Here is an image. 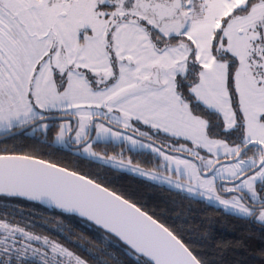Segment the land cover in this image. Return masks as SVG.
I'll use <instances>...</instances> for the list:
<instances>
[{
	"label": "snow or ice",
	"instance_id": "1",
	"mask_svg": "<svg viewBox=\"0 0 264 264\" xmlns=\"http://www.w3.org/2000/svg\"><path fill=\"white\" fill-rule=\"evenodd\" d=\"M26 129L264 225V0H0V134ZM0 198L79 217L134 264H205L180 228L75 159L0 148ZM10 215L0 264H89Z\"/></svg>",
	"mask_w": 264,
	"mask_h": 264
},
{
	"label": "trees",
	"instance_id": "2",
	"mask_svg": "<svg viewBox=\"0 0 264 264\" xmlns=\"http://www.w3.org/2000/svg\"><path fill=\"white\" fill-rule=\"evenodd\" d=\"M0 135V148L7 146L18 154L37 150L48 158L59 159L71 166L74 159L85 171L100 172L112 181V185L129 194L131 198L155 211L169 225L183 231L184 238L190 242L205 264H264V225L252 219L242 218L216 208L203 200L194 199L174 190L155 185L130 174L113 170L106 172L105 165L86 161L73 155L69 149L55 146L54 149L42 148L38 144V134H31V129L14 138ZM51 138V137H50ZM118 149V147L116 148ZM104 145L97 146L103 151ZM111 145L107 146L109 155L113 154ZM127 154V155H126ZM130 154H124L125 159ZM134 164L149 169L153 165L150 156L132 154ZM10 213L13 223L28 225V230L40 236H47L59 241L76 251L89 264H99L107 260L108 264H134L120 251L122 245L115 238L105 237L102 230L75 216H60L57 210L49 209L17 198H0V216ZM67 237V239H65ZM111 247H108V244ZM88 253L98 260H92ZM115 257V260L110 258ZM38 260V258H36Z\"/></svg>",
	"mask_w": 264,
	"mask_h": 264
},
{
	"label": "rangeland",
	"instance_id": "3",
	"mask_svg": "<svg viewBox=\"0 0 264 264\" xmlns=\"http://www.w3.org/2000/svg\"><path fill=\"white\" fill-rule=\"evenodd\" d=\"M0 135H1V134H0ZM57 147H59V148H63V149H69V148H65V147H63V146H61V145H57ZM69 150H71V151L73 152L72 149H69ZM119 151H120V148L118 147V149L116 150V152L118 153ZM125 153H127V152H125ZM125 153H124V154H125ZM126 155H127V154H126ZM126 158H127V159H125V162H127L129 156L126 157ZM93 162H96V163L102 164V162H99V161H93ZM102 165H103V164H102ZM132 166H133V167H136V166H139V165L133 163ZM139 167H140L145 173L154 171V169H147V168H144V167H142V166H139ZM116 170L119 171V172H123V173H126V174L133 175V176H135V177H138V178L144 179V180H146V181H149L150 183H153V184H155V185H159V186H162V187H165V188L169 189V187H168L167 184H161L160 181H158V180H155V181H154V180L150 179L147 175L142 176V175H139L138 173L129 172V171L122 170V169H116ZM170 190H174V191L178 192V191H177L176 189H174V188H173V189H170ZM179 193H180V192H179ZM181 194L187 196L186 193H181ZM191 198H192V197H191ZM194 199H199V197H196V198H194ZM199 200H200V199H199ZM203 201H205L206 203H208L207 200H203ZM208 204H209V203H208ZM211 205L214 206V207H216V208L222 209L223 211H225V212H227V213H229V214L236 215V214H234V213H233L232 211H230V210H225L224 207H223L222 205H218V204H211ZM236 216H238V215H236ZM259 224H260V223H259Z\"/></svg>",
	"mask_w": 264,
	"mask_h": 264
},
{
	"label": "water",
	"instance_id": "4",
	"mask_svg": "<svg viewBox=\"0 0 264 264\" xmlns=\"http://www.w3.org/2000/svg\"><path fill=\"white\" fill-rule=\"evenodd\" d=\"M27 130H29V129H26V130H24V132H26ZM4 138H9V137H4ZM21 200H23V199H21ZM24 201H26V200H24ZM28 202V201H27ZM30 203H32V202H30ZM42 206V205H41ZM43 207H46V206H43ZM47 208V207H46ZM76 217V216H75ZM77 218H79V217H77ZM80 219V218H79Z\"/></svg>",
	"mask_w": 264,
	"mask_h": 264
},
{
	"label": "flooded vegetation",
	"instance_id": "5",
	"mask_svg": "<svg viewBox=\"0 0 264 264\" xmlns=\"http://www.w3.org/2000/svg\"><path fill=\"white\" fill-rule=\"evenodd\" d=\"M116 150H117V149L115 148L113 151H114V152H116ZM149 169H154V168H153V165H152V166H150V168H149Z\"/></svg>",
	"mask_w": 264,
	"mask_h": 264
}]
</instances>
